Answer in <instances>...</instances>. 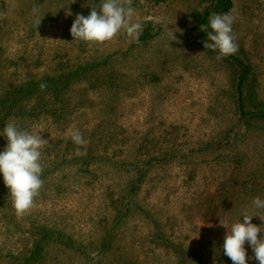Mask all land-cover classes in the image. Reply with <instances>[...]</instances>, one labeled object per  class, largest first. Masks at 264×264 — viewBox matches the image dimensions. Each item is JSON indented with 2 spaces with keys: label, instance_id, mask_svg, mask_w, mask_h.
I'll return each mask as SVG.
<instances>
[{
  "label": "trees",
  "instance_id": "1",
  "mask_svg": "<svg viewBox=\"0 0 264 264\" xmlns=\"http://www.w3.org/2000/svg\"><path fill=\"white\" fill-rule=\"evenodd\" d=\"M152 1L160 4L169 0ZM206 1L208 5L200 11L194 30L199 40L197 43L203 47L207 34L200 27L208 23L210 14L232 13L235 9L234 0ZM146 37L147 33H142L139 42ZM206 50L210 54H218ZM222 61L230 63L233 71L232 102L236 120L240 124H264V103L257 98L256 66L251 57L236 53ZM29 63L32 68L30 74L13 87L0 92V131L12 117L21 129L32 131L35 126L37 131H41V137L48 141L45 150H41V179L47 183L35 198V207L42 199L56 193L55 196L61 200H73L75 190H78L79 197L86 199V205L77 208L81 212L71 211L70 216L68 212L63 213L62 217L66 218L56 223H51L52 218L37 208L17 217L9 189L0 173V231L6 236L5 239L0 237V264H231L223 252L224 242H206L203 238L187 242V239L191 232L198 230L200 220L215 217L216 208L205 206L215 201L213 192L211 198H207L211 194L207 195L206 192L209 185L216 181L221 186L232 183L230 177L219 181L215 171L204 176L195 158L203 153L215 157L213 161L205 159L208 163L204 167L206 170L224 163H235L237 167L244 165L245 155L238 149L236 141L240 134L234 131V127L224 137L228 142L222 139L187 150L182 149L181 145H170L149 137L134 143L138 131L131 133L119 124L111 111L113 105L107 104L102 109L97 125L88 126L89 108L94 105L93 110L96 111L98 103L84 102L93 92H132L129 95L135 92L131 84L120 86V73L109 66L108 59L72 67L59 62L54 73L45 75L33 72L35 64L32 61ZM147 76L146 81L142 80V85L160 80L152 72ZM40 83L47 84L46 90H40ZM75 130H79L87 141L81 147L80 155L76 154L77 145L70 137L71 131ZM232 131L236 136L230 133ZM50 134L52 136L48 140L46 136ZM6 144V138L0 136V152ZM224 150L230 153L226 154ZM173 163L186 170L184 182L188 184L190 194L188 199L173 209L167 203L170 194L161 195L160 202L153 203L154 207L160 208V213L165 211V215L161 216L158 209L149 204L150 198L160 190L151 174L158 169L168 170ZM53 174H59V179L48 180L47 177ZM243 177L240 185L243 191L249 190L250 178L246 174ZM200 179L205 183L202 190ZM97 192L100 199L95 207ZM165 206H168L167 210ZM230 212H239L237 221L242 220L240 210ZM231 214L225 213L228 220ZM78 219L87 224L92 222L88 225L87 234L80 233L82 227L77 228L80 232L74 230V225L80 223ZM57 220L60 221L59 218ZM254 224L264 225L260 221ZM258 235L264 236V233ZM146 249L152 255L142 257ZM249 249L252 250L250 246ZM160 253L168 257L164 259L159 256Z\"/></svg>",
  "mask_w": 264,
  "mask_h": 264
},
{
  "label": "rangeland",
  "instance_id": "2",
  "mask_svg": "<svg viewBox=\"0 0 264 264\" xmlns=\"http://www.w3.org/2000/svg\"><path fill=\"white\" fill-rule=\"evenodd\" d=\"M234 3L235 9L231 14L236 18L233 24L238 44L236 53L251 57L256 66L257 98L264 103V0H234ZM99 4L100 0H0V92L13 87L30 74V61L35 64L33 72L45 75L54 73L59 62L72 67L108 59L109 66L120 73V86L131 84L135 92L133 95H129L132 92H93L84 102L98 103L96 111L93 110L94 105L89 108L88 126L97 125L102 109L110 104L122 127L128 128L131 133L138 131L134 143L149 137L166 144L181 145L184 150L216 143L234 127V131L240 134L236 141L238 149L245 155L244 165L237 167L235 163H224L206 170L204 167L208 163L205 159L213 161L214 156L203 153L195 158L204 176L215 171L219 181L230 177L232 183L221 186L216 181L209 185L206 192L207 195L211 194L207 198H211L213 192L215 201L205 206L216 208L215 217L200 220L198 230L191 232L187 239V242L203 238L206 242L214 240L223 243L228 229L237 222V211L264 216V209H256L252 204L257 196L264 199V124H240L236 120L231 64L217 60L216 55L208 53L198 44L194 30L199 13L208 5V1L169 0L156 4L152 0H132L131 6L136 10L133 19L143 24L142 33H147L148 37L136 43L121 32L114 40L104 44L74 40L70 29L76 16L82 14L87 17L93 7L99 13ZM33 6L40 8L43 18L38 30L33 24ZM151 72L158 75L160 80L142 85V80L146 81ZM234 131L230 133L236 136ZM51 136L46 138L49 140ZM224 142H228V139H224ZM223 152L230 153L228 150ZM156 171L151 176L155 177L154 183L158 184L160 190L150 198V206L159 203V197L163 194H170L167 203L172 209L188 199L190 188L184 182L186 170L183 167L173 163L168 170ZM245 174L250 178V189L243 191L240 181ZM56 175L47 178L58 180L59 174ZM204 184L200 179V190L205 188ZM55 195L42 199L34 207L49 215L53 220L51 223L63 221L66 218L62 217L63 213L68 212L70 216L71 211L81 212L77 208L86 205V199L79 197L78 190H75L73 200H61ZM99 199L100 193L97 192L95 207ZM153 208L160 213V208ZM165 208L167 210L168 206ZM231 210H236L237 214H231ZM227 212L232 215L229 220L225 215ZM160 215L164 216L165 211ZM253 218V224L259 221L264 224L259 216ZM78 222L74 230L80 232L77 228L82 227L80 233L87 234L88 225L92 222L87 224L79 219ZM0 237L6 238L2 231ZM249 246L247 242L244 245L248 264H259ZM146 254L152 255L147 249L142 257ZM159 256L164 259L168 257L164 253Z\"/></svg>",
  "mask_w": 264,
  "mask_h": 264
},
{
  "label": "clouds",
  "instance_id": "3",
  "mask_svg": "<svg viewBox=\"0 0 264 264\" xmlns=\"http://www.w3.org/2000/svg\"><path fill=\"white\" fill-rule=\"evenodd\" d=\"M131 5L132 0H100L99 13L96 7H93L87 17L82 14L76 16L70 29L72 37L86 43L104 44L123 32L130 40L139 43L143 24L138 20L134 21L136 10ZM32 14L33 24L38 30L43 19L40 8L33 6ZM235 19L230 12H213L208 17V23L200 27V30L207 34L205 49L217 52V60L234 55L238 51L237 36L233 30ZM39 87L44 91L47 84L40 83ZM40 133L35 126L32 131L21 129L12 117L0 131V136L7 140L4 150L0 152V173L9 189L17 217H22L35 207V198L39 196L44 184L41 179V150H45L48 141L43 139ZM70 137L77 145L76 154L80 155V149L87 141L79 130L71 131ZM252 204L256 209H264V199L259 196L253 199ZM241 216L243 222L239 219L231 225L230 230L228 229L223 252L233 264H248L247 250L244 247L247 242L254 252V258L259 264H264V236L258 235L264 233V225L257 226L251 222L254 216H259L264 221V216L252 215L247 211Z\"/></svg>",
  "mask_w": 264,
  "mask_h": 264
}]
</instances>
